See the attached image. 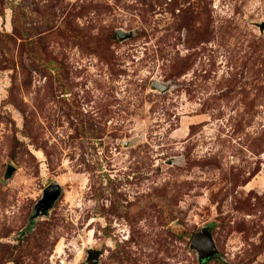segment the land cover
<instances>
[{
    "label": "rangeland",
    "instance_id": "rangeland-1",
    "mask_svg": "<svg viewBox=\"0 0 264 264\" xmlns=\"http://www.w3.org/2000/svg\"><path fill=\"white\" fill-rule=\"evenodd\" d=\"M261 23L264 0H0V264H264Z\"/></svg>",
    "mask_w": 264,
    "mask_h": 264
},
{
    "label": "water",
    "instance_id": "water-1",
    "mask_svg": "<svg viewBox=\"0 0 264 264\" xmlns=\"http://www.w3.org/2000/svg\"><path fill=\"white\" fill-rule=\"evenodd\" d=\"M260 29L262 30L264 28V23L260 24ZM117 36L119 39H123L124 37L130 36L129 32H124L122 29L116 30ZM152 89H157L159 91L166 90L168 86L163 85L162 83L158 81H153L151 84ZM14 171L13 167H9L7 171V175L12 174ZM60 195V187L57 186L55 182L51 183L43 193V197L36 203L35 206V213L34 216L37 217L40 215L41 212H44L46 209H49L52 207V204L55 202V200ZM191 247L195 248L198 252V255L200 258H208L212 254V252L215 249L214 243L212 241V237L208 235V232L204 233V230L198 231L192 240ZM100 255L99 251H95L93 249L88 250V256H87V263L88 264H98V257Z\"/></svg>",
    "mask_w": 264,
    "mask_h": 264
}]
</instances>
